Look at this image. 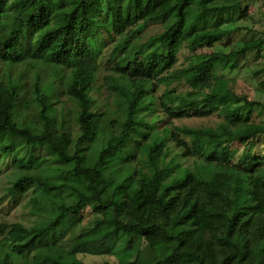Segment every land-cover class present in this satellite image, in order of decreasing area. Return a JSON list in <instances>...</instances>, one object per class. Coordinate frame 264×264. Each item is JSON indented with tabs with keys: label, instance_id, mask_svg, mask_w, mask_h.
<instances>
[{
	"label": "trees",
	"instance_id": "1",
	"mask_svg": "<svg viewBox=\"0 0 264 264\" xmlns=\"http://www.w3.org/2000/svg\"><path fill=\"white\" fill-rule=\"evenodd\" d=\"M249 1L0 0V165L35 218L0 224V264H264V99L222 74L264 50L231 47Z\"/></svg>",
	"mask_w": 264,
	"mask_h": 264
},
{
	"label": "rangeland",
	"instance_id": "2",
	"mask_svg": "<svg viewBox=\"0 0 264 264\" xmlns=\"http://www.w3.org/2000/svg\"><path fill=\"white\" fill-rule=\"evenodd\" d=\"M247 6L249 10V16L251 20L248 22H239L237 25L242 26V31H237L231 34L230 41L231 47H236L240 45V41L258 39L262 37L264 31V0H253L245 3L243 6ZM247 28V29H245ZM249 29V30H248ZM162 30L160 25H149L146 30V37L154 35ZM262 55L258 59H254L255 54H250L245 60L239 62V68L233 71L223 72L224 82H228V87L236 93L238 96H244L252 101H263L264 94L258 91V81L262 80V75L260 74L256 78H253L252 74L254 72L262 69L264 67V50ZM184 55H180L178 59V65H186ZM28 69V68H27ZM32 69V68H31ZM30 69V70H31ZM32 72H29V75ZM220 88L224 89L225 87ZM221 90V89H220ZM223 91V90H221ZM160 94V92H158ZM59 106L58 108H60ZM220 117L213 114L210 117L205 118H188L182 120H173L171 126L174 127H188V128H201V127H214L219 121ZM254 123H259L264 121V114H260L258 111H254L251 117ZM164 124L161 125V127ZM259 145L262 144L264 139H260ZM243 150V146H234L233 151L236 152V157H238ZM184 166H188V162L184 163ZM11 162L7 160L5 164L0 165V224H14L21 223L24 226H32L35 221L34 217L29 215V210L25 208L27 199L18 201L17 203L9 200L5 196L6 189L9 186L8 181L12 180V174L14 169L11 167ZM90 209L86 208L82 214L84 217L83 223L88 221L90 214ZM3 237L0 236V243ZM77 259L84 264H121L117 257L112 255L107 256H88V255H77ZM132 261V259L130 260Z\"/></svg>",
	"mask_w": 264,
	"mask_h": 264
}]
</instances>
